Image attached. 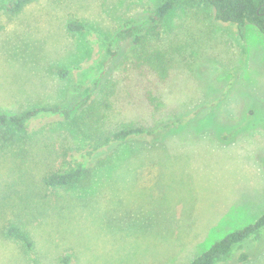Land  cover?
Wrapping results in <instances>:
<instances>
[{
  "label": "rangeland",
  "instance_id": "rangeland-1",
  "mask_svg": "<svg viewBox=\"0 0 264 264\" xmlns=\"http://www.w3.org/2000/svg\"><path fill=\"white\" fill-rule=\"evenodd\" d=\"M11 1L0 0V112L59 105L71 115L0 124V264H186L264 214L257 27L242 37L207 0H179L160 35L147 27L166 0H29L16 13ZM71 21L90 29L72 32ZM158 51L166 80L151 63ZM128 126L161 129L100 148ZM86 159L81 180L45 183ZM222 264H264V237Z\"/></svg>",
  "mask_w": 264,
  "mask_h": 264
},
{
  "label": "trees",
  "instance_id": "trees-1",
  "mask_svg": "<svg viewBox=\"0 0 264 264\" xmlns=\"http://www.w3.org/2000/svg\"><path fill=\"white\" fill-rule=\"evenodd\" d=\"M29 0H12L6 6L7 10L16 13L19 12ZM214 8L215 18L218 21L235 24L242 37L245 36L246 27L254 25L264 35V0H207ZM179 3V0H166L160 4L153 14L150 15V25L147 27L148 34L160 35V23ZM68 29L72 32L89 30L88 25L71 21ZM136 25L133 22H127L121 30L122 36H132ZM167 55L158 51L151 58L153 69L157 72L161 80H166L169 75ZM77 67L59 69L63 77L69 76ZM71 110L64 106L37 107L24 111L22 113L0 112V124L6 125L12 129L23 130L34 121L64 117L69 118ZM161 128H145L142 126L124 127L111 136L107 137L100 148L116 146L125 143L134 138L151 136L157 133ZM99 148V147H97ZM99 150V149H97ZM96 151V150H95ZM90 154H92L90 152ZM88 170V159L77 164L74 167L58 170L45 177V183L50 187L67 186L81 180ZM9 235L25 242L28 247H33V241L29 235L18 227H11ZM264 237V214L257 218L253 223L228 233L224 238L212 244L206 251L197 256L193 261L186 264H222L228 262L234 255L236 248L244 243L256 242ZM250 254L242 252L238 256L241 263L248 262ZM62 264H72L70 255L62 258Z\"/></svg>",
  "mask_w": 264,
  "mask_h": 264
}]
</instances>
